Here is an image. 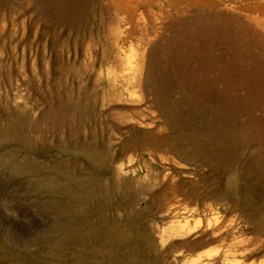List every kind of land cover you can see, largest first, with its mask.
<instances>
[{
	"label": "rangeland",
	"instance_id": "rangeland-1",
	"mask_svg": "<svg viewBox=\"0 0 264 264\" xmlns=\"http://www.w3.org/2000/svg\"><path fill=\"white\" fill-rule=\"evenodd\" d=\"M88 1L91 6L82 12H68L52 0H30L29 4L25 0H0V131L13 125L20 140L29 141L8 144L0 140V158L16 154L37 168L58 167L77 176L80 183L101 180L111 184V173L101 175L84 161L74 165L75 153L100 151L99 139L106 122L129 121L136 110L150 107L147 101L157 90L168 103L193 100V95L201 91L202 99L219 109L214 116L221 125L225 98L219 93L228 89L232 128L241 135L258 137L259 145L252 147L264 152V39L251 33L243 34L239 43H230L235 65L229 75L197 66L203 57L197 58L189 45L192 37H216L219 26L227 18L236 17L245 5L249 7L244 14L258 17L259 27L264 29V7L258 12L255 8L264 5V0H200L197 4ZM192 7H196L197 15L190 11ZM155 35L161 40L151 50L147 42ZM223 51L224 46L217 44L215 53ZM253 61L259 65L246 64ZM133 81H139L140 86L125 85ZM113 85H119L114 94ZM104 98L108 101L102 109ZM74 100L87 102L93 114L84 120L96 134L93 147L86 130L76 135L73 120L56 116L59 105ZM111 133L117 139L129 135L127 129ZM148 161L147 155L131 150L116 162L126 174L119 176L118 194L108 199L106 213L109 219L115 214L119 222L129 219L133 228L153 240L142 263L135 264H204L209 257L222 255L217 264H264V256L250 253L251 246L230 251V241H212L215 223L233 228L244 224L240 212L226 214L228 201L207 199L195 205L181 196L151 198L162 185L152 189L139 184L148 175L144 167ZM123 178L127 185L122 184ZM190 180L197 183V177ZM28 182L9 180L0 167V264H125L121 259L111 262L98 253L117 249L116 241L102 240L93 247L86 242L69 248L59 247L54 239L39 240L38 235L51 224L40 210L47 197L35 193ZM185 219L190 227L200 222L196 234L181 239L169 237L171 227ZM97 222L94 216L89 225L95 227ZM89 228L85 224L79 238L87 235ZM8 235L14 237L12 244L6 243ZM249 237L247 233H233L229 239ZM129 252L122 249L120 254Z\"/></svg>",
	"mask_w": 264,
	"mask_h": 264
},
{
	"label": "bare ground",
	"instance_id": "bare-ground-1",
	"mask_svg": "<svg viewBox=\"0 0 264 264\" xmlns=\"http://www.w3.org/2000/svg\"><path fill=\"white\" fill-rule=\"evenodd\" d=\"M165 1H186L194 4L200 2V0ZM25 2L29 4L30 0ZM52 3L68 12L73 10L82 12L91 6L88 0H52ZM248 7L242 6L236 17L227 18L219 26L217 38L204 35L190 39L189 45L193 48L195 56L203 57L198 60L197 66L229 75V71L235 65L231 59L230 43H239L243 34L251 33L264 39V29H260L261 22L258 21V17L244 14ZM262 7L263 4L256 5V12L262 11ZM192 8L190 11L197 15L196 7ZM216 14L221 15L220 12ZM214 27L216 29V26ZM160 40L161 38L155 35L147 45L153 50ZM217 44L224 46V51L220 55L215 53ZM261 53L264 55V48H261ZM256 62L246 64L259 65ZM224 80H227V77H224ZM125 85L139 87L140 82H127ZM118 91L119 85H113L111 92L114 94ZM219 95L225 98L221 125H218L214 116L215 113H219V109L215 110L210 100L202 99L201 91L193 95V100L178 99L168 103L157 90L154 98L147 101L150 107L136 110L129 121L119 123L108 120L99 139L100 151L75 153L76 157L72 163L75 165L79 161H84L101 175L111 173L113 180L111 184L101 180L94 181L93 184L80 183L77 176L68 174L58 167L37 168L36 164L20 160L16 154L1 157L0 167L9 180L29 179L31 189L47 197L40 204V210L51 219V224L47 231L38 235L39 240L54 239L59 247L69 248L86 242L93 247L102 240L116 241L117 249L98 253L111 262L121 259L125 264L142 263L141 258L145 250L152 249L153 240L146 233L133 228L129 219L123 223L116 219L115 214H111L110 219L106 217L109 209L108 199L118 194L119 176L124 177L126 174L123 173L122 166L116 162L122 159L123 154L134 150L149 157L144 166L148 170V175L142 178L139 184L152 189L162 185L160 190L151 193V198L161 196L168 199L181 196L183 200L195 205L203 204L207 199L228 201L230 206L225 209L226 214L240 212L244 216V224L233 228L215 223L216 227L212 228L211 233L212 241L218 243L230 241L228 247L230 251L251 246L253 247L251 254L264 256V152L252 147L259 145L258 137L241 135L232 128L230 113L232 102L228 96L229 90L224 89ZM106 99L102 101V109L107 106ZM141 102L139 101V104ZM56 116L73 120L76 135L86 130L89 144L94 146L96 134L92 130L93 126L87 127L84 123L85 119L93 117L87 102L74 100L63 103L59 105ZM21 125L24 127L25 123L22 121ZM122 129H127L129 133L124 139H117L111 133L112 131L119 133ZM0 140L8 144L29 143L27 138L20 140L13 125L0 131ZM251 147L254 150L250 152ZM135 177L134 174L132 179ZM193 177H197V183L190 180ZM122 181L123 185L128 184L126 179L123 178ZM93 204L95 207H92ZM94 216L98 218V222L95 227H91L89 220ZM85 224L90 227L87 229L88 234L79 238ZM199 227L200 222L190 227L185 219L183 223L177 222L171 227L169 237L186 238L196 234ZM233 233H247L250 237L239 241H235V238L230 240ZM13 238L8 235L6 243L12 244ZM122 249H129L130 252L123 256L120 254ZM221 257H209L204 264L221 263Z\"/></svg>",
	"mask_w": 264,
	"mask_h": 264
}]
</instances>
